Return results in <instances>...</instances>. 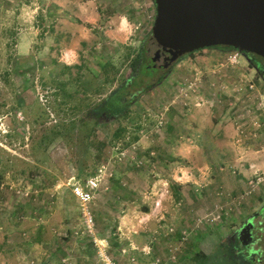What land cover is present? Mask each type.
<instances>
[{
	"label": "rangeland",
	"instance_id": "rangeland-1",
	"mask_svg": "<svg viewBox=\"0 0 264 264\" xmlns=\"http://www.w3.org/2000/svg\"><path fill=\"white\" fill-rule=\"evenodd\" d=\"M76 11L88 21L76 17ZM154 17V0L148 5L143 0H0V264H30L27 259L35 251L43 258L45 244L68 241L77 245L74 253L84 264H105L93 238L106 244L110 264H149L155 258L160 264H247L245 256L250 264H264V79L246 53H239L234 65L225 63L230 48L183 55L167 71L136 77L130 89L138 95L140 87L165 74L137 96L126 115L99 117L95 111L128 76L123 57L129 49L135 52ZM110 29L108 37L104 31ZM66 47L74 52L66 60L70 63L60 61ZM150 48L152 56L158 48L154 41ZM107 60L119 68L115 77L113 66L103 68ZM189 83H195L194 89L186 88ZM160 118L162 125L156 123L154 130L173 131L180 142L191 143L196 131L211 128L223 149L207 157L213 171L206 177L183 158L185 168L209 182L205 197L213 201L205 205L201 191L188 189L199 200L179 209L178 186L172 181L160 206L164 218L145 213L150 198L164 189L149 181L150 174L157 178L165 170L156 166L148 173L143 155L126 149L135 133L139 136ZM120 127L125 130L115 138ZM125 150L119 160L116 153ZM200 155L199 162H205ZM104 163L113 175L107 189L102 185L94 194L91 236L81 233L79 205L67 183L72 177L85 183ZM220 207L228 214L200 222ZM176 209L186 217L175 216ZM251 218L261 240L248 249L237 238ZM191 232L196 237L189 238ZM132 242L137 248L150 245L152 256L143 249L123 252ZM169 243L174 260L167 257Z\"/></svg>",
	"mask_w": 264,
	"mask_h": 264
},
{
	"label": "water",
	"instance_id": "water-1",
	"mask_svg": "<svg viewBox=\"0 0 264 264\" xmlns=\"http://www.w3.org/2000/svg\"><path fill=\"white\" fill-rule=\"evenodd\" d=\"M151 35L154 63L168 67L183 55L209 47H230L264 59V0H154ZM252 222L238 234L247 244Z\"/></svg>",
	"mask_w": 264,
	"mask_h": 264
},
{
	"label": "crops",
	"instance_id": "crops-1",
	"mask_svg": "<svg viewBox=\"0 0 264 264\" xmlns=\"http://www.w3.org/2000/svg\"><path fill=\"white\" fill-rule=\"evenodd\" d=\"M143 1L147 5L149 4V0H143ZM33 11H35V9H33ZM73 13L81 21L82 20L88 21L87 19H85L86 16L84 13H78L77 11ZM155 13H156V9H155ZM92 19L95 22L98 18L93 14ZM63 21L65 20L59 19V22H63ZM104 33L106 36L110 37L113 31H111V29L105 30ZM215 48L217 47L209 48V49H215ZM60 52H61L60 61H64V63H70L68 61L66 62V60L72 59V55L74 52H71V50L68 49L67 47L63 49V53H62V49ZM155 90H157V88ZM156 105H160L159 102H157ZM156 123H157V119L155 120V122H153L152 127L149 126L145 129H142L138 139L132 142L129 146H127L126 149L127 150L135 149L137 152H139V154L141 153L143 155L142 158H144L146 162V165H147L146 169L148 170L147 171L148 173H152L156 171L155 169L156 166L161 171L165 170V172H160L162 176L157 177V178L153 177L150 174L149 181L154 183L157 186L161 185V187L164 189H160V190H163L161 193L157 192L158 196H152V198H150L149 202L151 206L148 212L146 208V213H145L147 216H149L155 211L158 213L156 214L157 218H164L165 215L162 212V210H160L161 209L160 206L161 204H163V201H164L163 199L165 195L167 194V192L169 191V186L172 181L175 182L178 186L177 187L178 188L177 192L179 196V199L177 201L178 208L180 207V205H185V203H191V202L195 203V200L198 198L197 197L198 194L197 195L196 193L191 194L187 192L188 189L189 190L194 189L196 192L201 191V194H203V197H205V195H208V191L210 190V188H212L209 182L203 181L204 183H202L200 180H198L196 170H193L192 172L194 173H192L190 172L188 168H185L183 161L185 159L191 160L192 169L196 168L197 170L201 171L202 174H205L204 177H206L210 172L213 171V166H212L213 163L212 161L208 160L207 157L211 154H223L222 153L223 149H222V140L219 144L216 143L217 137L212 133L211 128L210 129L207 128L206 132L201 133V134H198V132L196 131L195 135H193L192 140H190L191 143H188V142H182V141L180 142L179 140H177L176 134L173 131H167V132L161 131L160 132L158 130H154V126ZM201 139H205V142H203L204 144H202ZM213 142H215V145H211L209 147L210 144H214ZM200 154H204L206 156L205 162H201V161L199 162L198 156ZM180 159H182V161H179ZM177 163H180V165L177 166L178 165ZM222 169L223 168L220 166L219 170H222ZM222 181H223V176L220 173L219 182H222ZM199 185L203 186V189L199 188L198 187ZM217 185L221 186V184H217ZM212 193L214 194V191ZM69 194L72 196L70 191H69ZM198 200L199 199H197V201ZM210 200L211 199L206 198V197L203 198L205 205H206V202L210 203ZM181 201L183 202L181 203ZM211 201H213V199ZM154 203H155V206H154ZM179 209H176L177 213L175 216H177L178 218L186 217V215L184 214L185 212L182 209L181 211ZM216 213L220 214V218L221 216L228 214V212L224 211L222 207H220ZM176 224H177V221L175 220L174 227H176ZM170 229H172L171 233H169ZM173 231H174L173 227H168L167 233L173 234ZM186 231L187 229L181 230L179 231V233L181 235L183 233H187ZM188 237L189 238L196 237V235L195 233L191 232L189 233ZM38 244L43 245L42 243H38ZM39 245H35L34 249L39 248L40 247ZM45 245H46L45 247H48V248L44 251L43 258L40 255L38 256L37 255L38 252L35 251L34 254H30V256L32 257H29L27 259L28 260L27 262H29L30 264H84L82 262L81 256L74 253V251L76 252L77 245H75L74 243H71V241H68L66 243H62L59 245L52 244V243L51 244L48 243ZM130 246L131 248L128 245V247L123 248L122 250L130 252L132 250L135 251L137 249L138 250L143 249V251L145 250L147 252L148 247H149L150 253L152 252L150 245H145L144 247L137 248L135 243L132 242ZM166 250L167 251L173 250L171 243H169L168 248ZM71 253L75 255L76 257H72ZM145 254L149 255V253H145ZM150 256L152 255L150 254ZM64 258H67V261H65ZM149 262H150L149 264L152 263V261H149Z\"/></svg>",
	"mask_w": 264,
	"mask_h": 264
},
{
	"label": "trees",
	"instance_id": "trees-1",
	"mask_svg": "<svg viewBox=\"0 0 264 264\" xmlns=\"http://www.w3.org/2000/svg\"><path fill=\"white\" fill-rule=\"evenodd\" d=\"M153 41L154 40L152 38L151 29H150L149 32L145 34V37L143 38V40L139 43L134 53L132 52L131 49L127 51L122 61L125 63L128 62V76L124 78L120 82L119 86L115 88L114 90H112L109 93V95L104 100H102L99 106L95 109L99 117H107L109 115L113 117H120L122 115H126L128 106L136 100L137 96L142 94L143 91H147L151 89L153 85L158 84L164 78L165 74L161 76L155 84L143 85L138 90V91H141L139 92L138 95L134 92H131V89H130L131 84L135 83V79L140 73H146V72L149 73V72L154 71L153 66H151L153 63L152 61L153 55L152 56L150 55V49H151L150 45L152 44ZM217 47H220L222 49L230 48V47H223V46H217ZM230 49H233V48H230ZM189 54H192V53H189ZM102 65L104 66L103 67L104 70L107 66L108 67L113 66V77L116 76L118 69H119L118 67H117V70H114L115 66L108 60ZM170 65L167 68H165V71H167ZM76 67H79V66L76 65ZM103 78L106 82L109 81L108 77L106 78L103 77ZM113 80L114 78L110 80V83L113 82ZM124 130H125L124 127H120L118 129V132L115 133L114 137L117 138L120 135V133L124 132ZM138 137L139 136L137 135V133H135L133 137L131 138V140L129 141V144L136 141ZM177 190L178 188L176 187V192H175L176 198L178 197ZM238 243H239V240H238ZM240 259H242V257H240ZM243 260L247 264L251 263L250 262L251 258H248L246 256Z\"/></svg>",
	"mask_w": 264,
	"mask_h": 264
},
{
	"label": "built area",
	"instance_id": "built-area-1",
	"mask_svg": "<svg viewBox=\"0 0 264 264\" xmlns=\"http://www.w3.org/2000/svg\"><path fill=\"white\" fill-rule=\"evenodd\" d=\"M239 53L237 50L233 49L231 50L227 56H226V60L225 63L226 65H234L238 62V58H239ZM195 83H189L186 84V88L187 89H194L192 86ZM183 88L181 89V92H183V94H185V89ZM252 88V85H249V89ZM162 125V120L161 118L158 120L157 122V127H160ZM125 152L124 151H119L116 153V155L118 156V159L121 160L123 157H125ZM112 172H110L107 168V165L104 163L102 164L97 171L91 175L89 178H87V180L85 181V183L81 182L79 179H76L75 177H72L69 179L67 185L70 188V192L73 195V197L76 199L78 205H79V211L81 214V218H82V222H83V228L81 230V233H85L88 235L93 236L94 235V231H95V218H94V214L91 208V203L94 199V194L97 190H99L102 185L104 186L105 189H107L106 187V180L110 179L112 177ZM15 191L17 193L20 192L17 191L15 189ZM14 191V192H15ZM25 195H27V192H24ZM217 219H220V214H216L215 216L213 214H208L205 217L200 219V222H202V220L205 221H216ZM77 231H75L74 233H76L77 235ZM172 232V229H170L169 233ZM186 236L182 237V240H185ZM93 241L95 242V245L98 246V255L101 257V261H103L105 264H110L113 263V260L110 259V257L107 255L106 251L108 248H106V244H104V246H102V244L96 243V239L93 238ZM106 240L104 239V242ZM103 242V241H101ZM123 252H125V250H122ZM145 251V250H144ZM173 250L168 251V259L170 260H174L175 259V254L172 253ZM145 253H149L150 254V249L148 247V251ZM97 261V260H95ZM95 262L93 261L91 264H94ZM151 264H160V259L159 258H155Z\"/></svg>",
	"mask_w": 264,
	"mask_h": 264
},
{
	"label": "flooded vegetation",
	"instance_id": "flooded-vegetation-1",
	"mask_svg": "<svg viewBox=\"0 0 264 264\" xmlns=\"http://www.w3.org/2000/svg\"><path fill=\"white\" fill-rule=\"evenodd\" d=\"M165 55H166V53H160V60L162 61V64H157L160 60L157 63L153 62L152 65H151V66H153V70L167 68V67L163 66V63H164L163 57ZM244 56L247 58V60H249V62L254 66L255 70L258 71V73H260L262 78L264 79V59L262 57H260V56H257L255 54H251V53H246ZM248 220H251V222L253 224L252 227L250 228V234L248 233V236H246V240H250V241H248L249 243H247L245 245L243 244V246L247 247L248 249H251V246H253L258 239L261 240V238L260 237H257V238L255 237V228L256 227H255V223H254L253 219H248ZM248 220L243 225V227H245L246 225L249 224ZM242 228L238 231V234L242 230ZM258 229L262 230V228H258ZM237 240H239V239L237 238ZM255 256H257V254ZM259 258H260V256H259ZM252 259H253V257H252Z\"/></svg>",
	"mask_w": 264,
	"mask_h": 264
}]
</instances>
